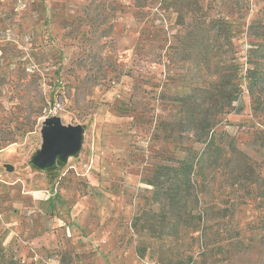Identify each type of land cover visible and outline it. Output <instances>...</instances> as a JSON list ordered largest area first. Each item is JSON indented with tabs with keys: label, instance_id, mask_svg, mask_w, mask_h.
Segmentation results:
<instances>
[{
	"label": "rangeland",
	"instance_id": "1",
	"mask_svg": "<svg viewBox=\"0 0 264 264\" xmlns=\"http://www.w3.org/2000/svg\"><path fill=\"white\" fill-rule=\"evenodd\" d=\"M258 16L264 0H0V264H187L197 255L185 211L174 224L170 183L147 179L189 152L201 157V201L220 226L237 166L202 155L192 123L231 63L244 76L250 47L239 28ZM224 20L235 62L221 47ZM235 105L215 116L222 144L235 137L262 165L243 132L254 121L247 90ZM52 115L83 127L82 147L41 168L34 156ZM261 214L249 201L233 225ZM217 264H264V255Z\"/></svg>",
	"mask_w": 264,
	"mask_h": 264
},
{
	"label": "trees",
	"instance_id": "2",
	"mask_svg": "<svg viewBox=\"0 0 264 264\" xmlns=\"http://www.w3.org/2000/svg\"><path fill=\"white\" fill-rule=\"evenodd\" d=\"M223 23L225 28L219 27L223 36L221 37L223 54H226L230 62H235L237 57L232 44L235 33L231 30L228 20H224ZM240 27L239 30L245 37L244 43L250 47L243 56L247 66L242 76L245 82H242L238 73H232L231 67L234 63H231L228 66V73H223L222 79L213 88L210 104L199 105L198 112H194L192 123L194 136L206 144L202 155L209 156L215 162H222L230 157L237 166L236 174L233 178L231 176L234 197L222 200L223 205L218 209L220 226H210L215 217L213 206L205 199L204 203L201 201L200 196L202 194L204 196V189L198 188L197 182L198 176L205 175L201 157L193 156L189 152L176 166L167 165L163 169H157L156 173L147 179L148 184H155L156 187L170 183L165 193L173 203L177 201L173 208L176 218L174 224H179L183 219L181 211L186 212V220L192 227L188 228L193 242L192 247L198 245L197 255L192 251L186 256L189 258L187 264L230 262L254 251L264 255V163L261 165L257 160L248 158L247 153L238 148L235 137L223 145L220 139L222 134L216 130L218 121L215 116L224 111L234 112L236 102L247 90L254 121L247 124L243 132L250 135L253 144H259L257 154L262 153L261 158L264 160V16L254 18L245 28ZM249 201L255 202L257 208L261 210L259 223L246 224L244 229L239 225H233L236 207Z\"/></svg>",
	"mask_w": 264,
	"mask_h": 264
},
{
	"label": "water",
	"instance_id": "3",
	"mask_svg": "<svg viewBox=\"0 0 264 264\" xmlns=\"http://www.w3.org/2000/svg\"><path fill=\"white\" fill-rule=\"evenodd\" d=\"M42 146L34 156V162L41 168L52 166L56 160L67 159L82 147L83 127L79 124L66 125L57 115L45 118L42 126ZM11 169V166L8 167Z\"/></svg>",
	"mask_w": 264,
	"mask_h": 264
}]
</instances>
